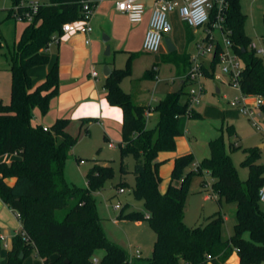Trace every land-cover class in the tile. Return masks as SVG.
Returning <instances> with one entry per match:
<instances>
[{
    "label": "trees",
    "instance_id": "1",
    "mask_svg": "<svg viewBox=\"0 0 264 264\" xmlns=\"http://www.w3.org/2000/svg\"><path fill=\"white\" fill-rule=\"evenodd\" d=\"M22 1L27 0H11V6L5 9L8 17L13 16L14 7ZM225 2L223 26L228 30L233 51L243 63L240 89L245 94L264 97V58L250 47L251 40L244 32L246 14L239 0ZM82 4V0L39 3L37 13L26 23L8 55L10 98L7 103L0 102V156L13 157L0 161V199L19 214L21 231L11 237L5 264H22L32 253L43 264H224L234 251L239 264H264V209L260 208L258 196L264 185V163L256 162L260 148L244 149L242 164L248 168V176L241 180L222 137L213 138L208 143L209 156L196 167H192V153L174 159L170 182L161 192L157 154L175 148V138L181 134V116L198 117L199 113L193 107L188 109V93L181 88L166 93L155 104L158 121L154 127H147L145 114L149 107L137 104L120 86L121 79L131 73L132 56L125 67L112 69L104 87L108 102L119 106L123 114L118 143L121 170L124 171V158L132 155V192L144 205V211H121L119 217L145 219L149 223L156 234L151 256L130 259L126 250L110 241L103 231L94 191L102 189L112 177L111 165L94 162L86 171L85 187H74L66 181L64 164L77 142V135L68 130L71 120L57 118L46 130L32 122L33 109L44 115L50 100L57 95V65L54 63L36 85L32 84L28 70L48 62L43 50L53 34L61 33L64 22L82 16ZM214 16L215 10L210 22ZM190 28L185 23L186 33ZM164 61L175 64L179 74H186L190 67L186 53L172 51ZM217 63L214 53L209 65L202 66L203 76L211 77ZM260 111L264 116V104ZM92 120L80 119L84 133H88L86 124ZM226 128L232 132L231 126ZM205 172L212 178L210 187L219 204L235 203V222L227 237L222 235L225 217L220 210L206 217L204 224L189 227L184 223L191 178ZM7 178H14V182L8 184ZM206 184L203 178L201 188ZM97 250L103 251L100 259L95 256Z\"/></svg>",
    "mask_w": 264,
    "mask_h": 264
},
{
    "label": "crops",
    "instance_id": "2",
    "mask_svg": "<svg viewBox=\"0 0 264 264\" xmlns=\"http://www.w3.org/2000/svg\"><path fill=\"white\" fill-rule=\"evenodd\" d=\"M115 1H98L90 18L92 31L88 34L89 43H85L86 36L84 34L75 32L63 33L57 41L50 42L43 50V53L48 55V62L33 66L28 70L33 85L40 83L44 79L46 73L54 63L57 65L58 72L57 95L50 100L49 108L44 115L37 108L33 109V123L49 127L57 118H69L71 122L68 130L75 135L83 132L82 128H80V119L92 118L93 120L86 124L88 133L85 134L91 135L97 130L105 141L109 140L112 143H119L121 140L123 114L119 106L111 105L106 98L104 83L108 74H104V66L107 65L110 73L113 68H123L115 64L114 59L116 54L124 55L126 60L132 56V61L138 62L143 52L149 53L143 50L142 43L154 0H140L144 5V13L142 20L135 23L130 22L125 13L116 9ZM170 14L171 16L179 17L176 11H172ZM181 22L185 25L184 21L181 20ZM24 23L17 34L16 40L19 38L27 22ZM192 29L191 27L190 32L186 33L184 27L186 48L182 53L188 54L189 58L193 50L189 51L187 48L189 43L195 40ZM167 34L164 35L161 47L156 52L159 53L158 57L149 61L145 60L144 65L146 67L150 66V80L130 73V75L123 77L120 81L121 88L125 92L130 93L137 104L149 107V110L145 114L146 125L149 128L154 127L158 121V113L153 110L155 104L170 91L184 88L188 93L189 88V83H184L185 79L183 76L185 74H179L175 64L164 61L168 53L172 51L176 52V47L173 43L174 49L168 51L164 41L166 37H169ZM107 46L109 50L108 53H105ZM111 55L112 59H109ZM161 62L169 63L172 66L174 77L170 82L164 78L161 81L160 78L156 77V74L160 73ZM9 66L10 61L8 59L4 67L5 70L0 71V102L2 103H7L10 98L11 79ZM92 70L96 72V76L91 75ZM203 79L204 77L201 79L202 83L204 82ZM204 91L205 88L203 87ZM215 92L221 93V87L216 86ZM185 98L186 95L183 96V101ZM252 101V98L247 99L248 103H252ZM193 108L199 113V116H181L179 118L178 125L181 134L175 138V148L169 151H160L157 154L156 160L160 162L158 171L161 176L159 182V190L161 192L166 190L170 182L171 170L174 159L177 156L192 153L196 157V161L200 162L201 159L208 157L210 154L208 143L213 139L212 135L215 132L212 134L207 130L206 137L203 135L200 139L196 136L192 140V138L186 135V132L190 133L191 131V118L201 120L207 118L215 122L220 120L223 125L225 121L233 119L235 112L238 113V109H234L235 107H220L212 102H204L200 106L194 105ZM228 126L231 125L228 124ZM258 147H264V143H260ZM12 157L13 155L11 154H4L0 156V161H9ZM205 173L208 174L207 172ZM5 180L8 184L14 182V178H7ZM201 191H204V188ZM20 231L21 222L16 212L0 199V236L8 239L11 245L12 235ZM36 261H32L31 257L27 256L22 264H32L33 262L43 264L39 258H36ZM224 264H239L237 253L234 251Z\"/></svg>",
    "mask_w": 264,
    "mask_h": 264
},
{
    "label": "rangeland",
    "instance_id": "3",
    "mask_svg": "<svg viewBox=\"0 0 264 264\" xmlns=\"http://www.w3.org/2000/svg\"><path fill=\"white\" fill-rule=\"evenodd\" d=\"M39 3H47L48 0H38ZM241 10L246 14L244 23V32L247 34L252 43L259 47H264V0H239ZM11 0H0V71L5 70L8 61L9 52L13 48L17 34L25 24L24 21L17 20L13 16L8 17L5 9L11 6ZM171 24V30L168 32L172 43L176 47V52L182 53L186 48V40L184 36L185 25L179 17L168 14ZM195 40L191 41L187 50H193L192 54L197 51L198 43L203 41L205 36L204 28L198 27L192 29ZM212 37L220 44L223 43L222 35L218 30L212 31ZM159 53H142V57L138 62L132 61L130 64L131 74H136L141 78L149 79V67H146L145 60L149 61L158 57ZM264 58V57H262ZM109 59H112V55ZM211 55L202 58L203 65L210 63ZM115 64L119 67H125L126 57L116 54ZM160 62V60H159ZM1 73V72H0ZM146 75V77H144ZM159 79L164 78L169 82L174 77L172 66L169 63H160V73L156 74ZM150 80V79H149ZM203 87L205 91L202 93L199 103L212 102L220 107H231L229 100L239 95V91L232 87L228 81V77L221 71L217 64L214 68L213 75L204 77ZM216 86L221 87V93H216ZM205 94V95H203ZM215 101V102H214ZM236 109V108H234ZM238 111V110H237ZM233 119L222 122L213 121L212 119H195L191 118L190 133L186 132L187 137L194 140L196 136L206 137L207 130L214 135L213 138L222 137L226 151L229 153L232 163L236 167L237 174L241 180H245L248 176V168L242 164L245 158L244 149L249 147H258L260 143H264V116H258L257 122L261 129L253 126L246 115L238 111L234 113ZM232 126V132L229 133L227 125ZM189 130V129H188ZM210 133V134H211ZM77 135V142L73 146L68 158L65 161L63 173L66 181L74 187L86 186V171L94 162L108 164L113 167V175L109 178L102 189L94 191L96 208L101 219V224L106 237L121 246L129 254L131 249L139 247L141 251L140 258L142 260L151 256L156 234L149 225L143 220H133L119 217V213L130 211H144L142 200L134 197L132 187L135 181L133 172L134 157L128 155L124 158V171L121 170V154L118 142L113 143V147L108 146L109 140H104L103 136L96 130L91 135L81 132ZM201 144V143H199ZM231 144H236V148H232ZM82 158L83 161L80 162ZM194 162L196 157L194 156ZM256 162L264 163V147L260 148V155ZM193 167V166H192ZM206 178L211 181L209 174L203 173L193 175L189 185V193L187 195L184 207V223L191 227L204 224L206 217L220 210L223 212L225 222L223 225L222 235L227 237L232 232L235 222L234 211L235 203H227L221 201V205L215 197H205L206 192L201 191V181ZM119 187H123L124 191L119 192ZM120 204L121 208H115V204ZM260 208L264 209V204L259 203ZM63 213V210L60 212ZM139 221V222H138ZM10 248L8 239L1 240L0 264H4L6 252ZM103 251L97 250L95 256L100 259ZM32 261H36L35 255H29ZM40 259V258H39ZM53 259V257L51 258ZM32 264H40L32 263Z\"/></svg>",
    "mask_w": 264,
    "mask_h": 264
},
{
    "label": "built area",
    "instance_id": "4",
    "mask_svg": "<svg viewBox=\"0 0 264 264\" xmlns=\"http://www.w3.org/2000/svg\"><path fill=\"white\" fill-rule=\"evenodd\" d=\"M99 0H82V16L78 19L64 22L62 24L61 33L53 34L51 40L57 41L63 33H81L86 36L85 43H89L88 34L92 31L90 18ZM39 7L38 0L22 1L20 5H16L13 11V17L24 22H31L33 16L37 13ZM115 7L120 12L126 14L130 22H139L142 20L144 13V5L140 0H116ZM226 7L225 0H154L148 27L145 32L142 48L149 53H156L159 51L163 42L164 35L171 30V24L168 14L172 11L178 13L179 18L192 28L203 27L205 36L203 41L198 43L197 51L190 57V67L183 78L189 83L188 88V109L199 103L200 97L203 93V85L201 79L203 76L202 58L217 53L218 65L221 71L228 77V81L232 87L239 91V95L229 100L232 107L250 120L251 124L257 129L261 126L256 118L262 116L260 106L264 104V97L261 95H248L240 89V76L243 67L242 60L233 51L231 42L228 37V30L223 26L224 8ZM215 10L214 19L210 22L211 12ZM218 30L223 39L220 44L212 37V31ZM48 43V45H49ZM250 47L254 49L255 54L264 57V47H259L254 43H250ZM92 76H96L94 70L91 71ZM252 98V103H248L247 99ZM43 129H48L43 126ZM108 146H113L112 142ZM83 159H80L82 162ZM198 162L193 163V167L197 166ZM119 192H123L124 188L119 187ZM205 196L215 197L216 194L212 192L210 182L204 188ZM259 201L264 204V185L258 191ZM115 208H121L120 204H115ZM17 217L19 214L16 212ZM1 240L4 238L0 236ZM141 251L139 247L130 250V259L140 258ZM97 261L96 258L93 259Z\"/></svg>",
    "mask_w": 264,
    "mask_h": 264
},
{
    "label": "water",
    "instance_id": "5",
    "mask_svg": "<svg viewBox=\"0 0 264 264\" xmlns=\"http://www.w3.org/2000/svg\"><path fill=\"white\" fill-rule=\"evenodd\" d=\"M164 41H165V44H166L168 51H171L174 49V46H173L169 37H166ZM108 50H109V47L107 46L105 53H108ZM104 74H109V69H108L107 65L104 66ZM20 257H22V255H20Z\"/></svg>",
    "mask_w": 264,
    "mask_h": 264
}]
</instances>
